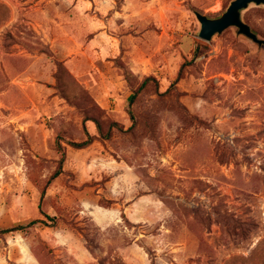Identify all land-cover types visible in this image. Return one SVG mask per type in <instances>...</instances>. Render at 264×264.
I'll use <instances>...</instances> for the list:
<instances>
[{
	"label": "rangeland",
	"instance_id": "1",
	"mask_svg": "<svg viewBox=\"0 0 264 264\" xmlns=\"http://www.w3.org/2000/svg\"><path fill=\"white\" fill-rule=\"evenodd\" d=\"M231 1L0 0V264H264V45L195 15Z\"/></svg>",
	"mask_w": 264,
	"mask_h": 264
},
{
	"label": "water",
	"instance_id": "2",
	"mask_svg": "<svg viewBox=\"0 0 264 264\" xmlns=\"http://www.w3.org/2000/svg\"><path fill=\"white\" fill-rule=\"evenodd\" d=\"M251 3L264 4V0H232L225 12L216 18H211L199 11L195 15L200 23L199 37L210 41L217 33H222L229 27H237L239 34H243L259 45H264V39H260L255 34L251 26L242 18V12L249 7Z\"/></svg>",
	"mask_w": 264,
	"mask_h": 264
},
{
	"label": "trees",
	"instance_id": "3",
	"mask_svg": "<svg viewBox=\"0 0 264 264\" xmlns=\"http://www.w3.org/2000/svg\"><path fill=\"white\" fill-rule=\"evenodd\" d=\"M148 80H149V78H147V79L143 82L142 85H145V84L148 82ZM142 85H141V86H142ZM136 94H137V93H136ZM136 94L133 96L132 101L135 100V98H136ZM89 120L92 121V122L96 125L98 131H99L100 133H102V131H103L102 128H103V127H102V124L100 123V121H98V120H96V119H93V118H91V119H89ZM93 139H94V137H93L91 134H89V133L87 132V138H86L85 140H82V141H79V142H77V141H70L69 144H70L71 146H73V147H76V148H84V147L88 146V145L93 141ZM59 146H60V145H59ZM63 154H64V153H63ZM63 156H65V155H63ZM62 164H63V162L60 164L59 170L55 173L54 177H57V176L59 175L60 170L62 169ZM36 223H37V221H33V222H31V223H29V224H27V225L12 226V227H9V228H6V229L1 230L0 233H2V234H6V233H11V232L20 231V230H23V229H25V228H27V227L33 225V224H36Z\"/></svg>",
	"mask_w": 264,
	"mask_h": 264
}]
</instances>
